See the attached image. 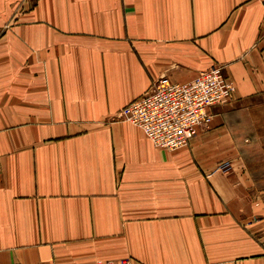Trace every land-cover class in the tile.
<instances>
[{
    "label": "crops",
    "instance_id": "1",
    "mask_svg": "<svg viewBox=\"0 0 264 264\" xmlns=\"http://www.w3.org/2000/svg\"><path fill=\"white\" fill-rule=\"evenodd\" d=\"M214 64L188 146L117 117ZM124 259L264 264V0H0V264Z\"/></svg>",
    "mask_w": 264,
    "mask_h": 264
},
{
    "label": "built area",
    "instance_id": "2",
    "mask_svg": "<svg viewBox=\"0 0 264 264\" xmlns=\"http://www.w3.org/2000/svg\"><path fill=\"white\" fill-rule=\"evenodd\" d=\"M234 88V83L224 74L222 64L201 70L186 82H176L162 75L118 110L117 117L140 128L157 148H184L199 130L210 124L211 108L231 99ZM230 168L229 161L216 167L222 173H227ZM94 264L117 263L98 260ZM121 264H129V261L124 259Z\"/></svg>",
    "mask_w": 264,
    "mask_h": 264
},
{
    "label": "rangeland",
    "instance_id": "3",
    "mask_svg": "<svg viewBox=\"0 0 264 264\" xmlns=\"http://www.w3.org/2000/svg\"><path fill=\"white\" fill-rule=\"evenodd\" d=\"M225 161H228V160H225ZM223 162V161H222ZM230 162V161H229Z\"/></svg>",
    "mask_w": 264,
    "mask_h": 264
}]
</instances>
